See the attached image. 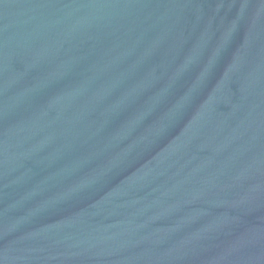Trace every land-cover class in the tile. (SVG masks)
<instances>
[{"label":"water","instance_id":"95a60500","mask_svg":"<svg viewBox=\"0 0 264 264\" xmlns=\"http://www.w3.org/2000/svg\"><path fill=\"white\" fill-rule=\"evenodd\" d=\"M0 264H264V0H0Z\"/></svg>","mask_w":264,"mask_h":264}]
</instances>
